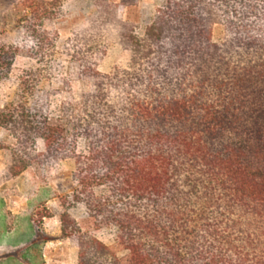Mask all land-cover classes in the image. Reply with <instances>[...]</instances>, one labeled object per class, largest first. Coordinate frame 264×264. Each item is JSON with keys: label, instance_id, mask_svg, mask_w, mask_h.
Returning a JSON list of instances; mask_svg holds the SVG:
<instances>
[{"label": "trees", "instance_id": "trees-1", "mask_svg": "<svg viewBox=\"0 0 264 264\" xmlns=\"http://www.w3.org/2000/svg\"><path fill=\"white\" fill-rule=\"evenodd\" d=\"M123 7L96 0L89 33L63 42L68 78L57 36L38 42L0 128L21 152L40 139L47 160H74L68 199L123 253L63 213L77 264H264V0H159L140 24ZM110 41L127 59L101 74ZM16 56L0 45V83ZM47 80L87 90L75 100L67 87L51 119Z\"/></svg>", "mask_w": 264, "mask_h": 264}, {"label": "rangeland", "instance_id": "rangeland-1", "mask_svg": "<svg viewBox=\"0 0 264 264\" xmlns=\"http://www.w3.org/2000/svg\"><path fill=\"white\" fill-rule=\"evenodd\" d=\"M124 3L123 19L140 24L148 18L159 0H110ZM96 0H0V45L11 46L17 56L8 77L0 83V109L16 98L18 82L23 73L36 67L29 56L36 53L38 42L45 46L57 36L56 59L62 63V77L68 78L69 58L61 56L63 42L74 31L84 29L88 34L89 20L95 12ZM221 27L212 32L213 41L219 43ZM127 56L115 41L107 45L97 70L110 74L116 65H123ZM78 100L87 90L83 81H44L42 88L51 93L49 115L56 119L61 104L68 98L66 89ZM77 152L84 146L78 142ZM44 143L37 140L31 154L21 152L17 141L0 128V264H77L78 249L72 236L61 233V215L67 213L83 233L114 249L118 256L112 230L94 231L90 227L85 209L68 199L75 187L72 159L51 162L45 157ZM22 172L14 175L12 172ZM102 191V190H99ZM98 192V191H97Z\"/></svg>", "mask_w": 264, "mask_h": 264}]
</instances>
